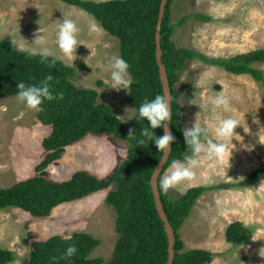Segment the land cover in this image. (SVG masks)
I'll return each instance as SVG.
<instances>
[{"label": "rangeland", "instance_id": "1", "mask_svg": "<svg viewBox=\"0 0 264 264\" xmlns=\"http://www.w3.org/2000/svg\"><path fill=\"white\" fill-rule=\"evenodd\" d=\"M170 9L171 23L194 12L209 16L208 21L189 16L183 24L177 25L171 36L177 47L190 48L209 57H229L264 48V0H172ZM68 13H72L80 28L78 58L71 65L75 69L73 83L97 90L98 102L111 105L129 126L130 120L125 121L128 116H123L126 108H132L126 99L128 92L105 88L109 71L106 61L112 55L120 56L118 39L101 26L99 33L90 34V25L96 22L92 15L61 0H0V39L11 41L10 35L15 30L17 38L21 34L31 44L41 27L49 46L55 50V57L68 65L70 62L63 60L54 43L55 25ZM254 66L264 72V62ZM178 74L174 84L179 93L177 114L185 131L197 120L214 123L217 116L235 115L247 132L243 126L237 127L236 132L242 137L240 141L233 139L234 149L226 162H214L201 154L199 165L193 169V178L165 191L169 199H176L191 187H208L178 228L179 238L184 249L198 247L214 252L212 261L207 264H264V256H261L264 251L260 255L264 239L252 241L251 237L241 245H234L225 238V229L233 221L248 226L252 236L259 233L264 238L261 180L250 187L210 188L237 183L252 170L264 167V82L255 80L249 73L233 74L196 58L186 61ZM220 93L230 101L229 112L213 111L210 105L200 107L210 95ZM37 112L19 102L16 95L0 101V187L33 176L35 166L46 153L41 140L50 127L39 121ZM187 154L192 153L188 150ZM126 155L125 141L87 135L67 146L63 156L49 165L48 173L54 180H65L76 170L86 169L107 178ZM115 186L113 183L107 189L62 203L44 217H33L18 207L0 209V247L13 251L14 255L7 264H27L32 240H44L53 235L70 237L78 231L99 239L89 257L100 256L108 261L117 239L116 211L105 198L108 190Z\"/></svg>", "mask_w": 264, "mask_h": 264}, {"label": "trees", "instance_id": "2", "mask_svg": "<svg viewBox=\"0 0 264 264\" xmlns=\"http://www.w3.org/2000/svg\"><path fill=\"white\" fill-rule=\"evenodd\" d=\"M77 6L90 15L119 43V55L129 63L133 79L127 102L139 108L145 99H153L163 94L158 66L155 59V29L161 0H61ZM171 2L168 0L162 18L160 43L162 63L171 89V130L175 136L169 157L159 176L173 159H183L189 147L184 137V129L178 118L179 93L174 84L178 72L186 61L199 59L233 74L249 73L264 82V72L254 66L264 62V48L237 53L229 57H209L204 53L186 47H177L172 41L174 28L183 24L187 17L208 21L209 16L201 12L184 15L177 23H171ZM11 41L0 39V101L17 93V83L38 84L47 75L54 95L62 98L45 100L37 112L39 121L50 127L49 133L41 140L45 150L43 159L35 166V174L15 182L8 187H0V209L18 207L33 217L48 216L58 205L89 196L107 189L112 184L116 188L108 190L105 202L116 211L114 229L117 239L111 258L89 257L99 244V239L88 232L78 231L63 237L53 235L44 240L29 242L30 251L27 264H166L168 239L162 220L155 207L150 178L159 162L162 152L152 141L138 145L141 130L147 127L146 120H130L127 126L108 103L98 102V92L93 88L79 87L72 81L75 69L57 58L55 65L42 63L39 56H31L11 48ZM52 58L50 57V60ZM132 131V132H131ZM157 136L163 129L153 130ZM131 132V133H130ZM130 133V134H129ZM87 135L110 136L127 143V155L107 178H100L86 170H76L68 179L54 180L48 167L55 164L65 152ZM264 178V167L248 173L241 181L231 184L213 185L217 187H250ZM207 186L187 189L176 199H169L159 187L165 213L175 233L174 258L172 264H207L214 252L204 248L184 249L178 228L190 215L197 198ZM252 237L251 229L241 221L229 223L225 238L234 245H241ZM75 246L76 254L62 258L67 247ZM14 259L13 251L0 247V264Z\"/></svg>", "mask_w": 264, "mask_h": 264}, {"label": "clouds", "instance_id": "3", "mask_svg": "<svg viewBox=\"0 0 264 264\" xmlns=\"http://www.w3.org/2000/svg\"><path fill=\"white\" fill-rule=\"evenodd\" d=\"M14 31L10 35L11 48L18 52H25L31 56H39L41 62H47L49 66L55 65L57 61L55 50L49 46L48 37L41 30V27L35 34L34 42L31 44L21 34L17 38ZM89 31L90 34L99 33L100 25L97 22L91 23ZM79 32L80 28L76 20L72 18V13L63 15V18L59 19L55 25V47L59 50L63 60L70 62L68 66L73 65V62L78 58L76 54L77 48L81 45L78 39ZM50 57L52 58L51 60ZM106 66L109 71L105 79V88L115 90L116 92L126 90L130 94L133 79L129 71V63L121 56L112 55L107 59ZM52 80V75H47L38 84L26 85L23 81L18 82L16 99L28 108L37 111L42 110L40 106L45 100L52 101L58 97L62 98V94L58 93L54 95L51 91L50 82ZM170 104V97L164 93L155 95L153 99H145L138 109L132 107L124 110L125 114L123 116H128L125 121H136L138 119L147 121L148 126L141 130V136L143 138L137 141L138 145H143L146 140L152 141L159 152H169L171 143L175 141V136L168 130L167 123L171 121ZM208 105L211 106L213 111L216 109H223L225 112L230 111V101L223 93L210 95L208 101L200 105V107L204 108ZM129 109H131L130 112ZM254 122L259 123L258 120H254ZM239 126H243L244 128V125L240 123V120L235 115L217 116L214 123H208L207 121L201 123L200 120H197L190 128L184 131L186 144L192 154L190 156H184L182 160L173 159L169 168L159 180V187L167 191L169 188L177 187L183 181L191 180L194 176L193 169L200 163L201 154H204L205 158L214 162H226L234 149L232 147L234 145L232 142L233 139L240 141L242 137L236 132ZM157 128L164 130L163 135L157 136L155 134L153 130ZM260 187H264V180L260 181ZM261 239L264 238H261L259 233H254L251 238L252 241ZM262 251H264V248L260 250V255ZM76 252L77 248L75 246H69L62 258H70Z\"/></svg>", "mask_w": 264, "mask_h": 264}, {"label": "water", "instance_id": "4", "mask_svg": "<svg viewBox=\"0 0 264 264\" xmlns=\"http://www.w3.org/2000/svg\"><path fill=\"white\" fill-rule=\"evenodd\" d=\"M167 1L168 0L160 1L159 13H158L156 29H155V46H156L155 47V59H156V63L158 66L159 78H160L163 94L166 93L170 97V102H171V89H170V85H169V81L167 78L164 65L162 63V58H161L162 50H161V43H160V29H161L162 18L164 15V8H165ZM170 107H171V104H170ZM167 123H168V130L172 132L171 121ZM171 146H172V143L170 145L169 152L166 151L165 153H162L161 158L159 162L157 163V165L155 166L153 173L151 175V178H150V185H151L152 192H153L155 207H156V210L158 212L160 219L163 222L164 229L166 231L167 239H168V248H167L168 258H167L166 264L173 263L175 233L165 213V209H164L161 197H160V191H159V186H158V176L169 157ZM161 161H163V163H161Z\"/></svg>", "mask_w": 264, "mask_h": 264}]
</instances>
